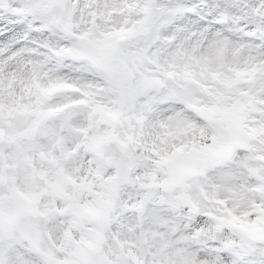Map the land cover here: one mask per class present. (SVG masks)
I'll return each instance as SVG.
<instances>
[{
	"label": "snow or ice",
	"instance_id": "obj_1",
	"mask_svg": "<svg viewBox=\"0 0 264 264\" xmlns=\"http://www.w3.org/2000/svg\"><path fill=\"white\" fill-rule=\"evenodd\" d=\"M0 264H264V0H0Z\"/></svg>",
	"mask_w": 264,
	"mask_h": 264
}]
</instances>
